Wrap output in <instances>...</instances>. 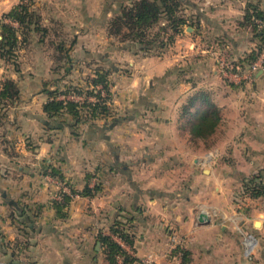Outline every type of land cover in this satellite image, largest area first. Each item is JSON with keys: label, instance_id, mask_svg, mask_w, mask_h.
I'll return each instance as SVG.
<instances>
[{"label": "crops", "instance_id": "1", "mask_svg": "<svg viewBox=\"0 0 264 264\" xmlns=\"http://www.w3.org/2000/svg\"><path fill=\"white\" fill-rule=\"evenodd\" d=\"M20 1L0 0L1 22H11L3 14ZM34 1L44 22L65 21L66 0ZM190 1L184 12L192 25L175 35L177 79L172 84L173 89L188 86L187 102L200 103L188 114L180 110L186 102L181 93L174 103L178 112L164 115L169 48L151 57L111 44L81 49L85 58L92 56L112 69V106L118 119L83 123L78 135L72 132L70 115L54 122L44 112L49 99L45 85L52 89L56 83L49 81L48 62L37 57L40 50L35 48L43 44L33 40L37 32L25 42L26 48L36 44L32 64H20L11 76L2 77L5 60L0 57V89L7 77L20 89L19 99L3 109L0 123V264H105L99 234H111L116 220L128 218L132 244L114 238L138 257L134 264H174L169 256L173 234L185 240L190 264H264V208L253 213L233 203L230 190L212 187L211 173L198 184L200 142L189 133L193 121L217 102L222 111L217 131L232 135L225 142L228 150L240 151L249 166H264V70L251 83L228 82L217 62L219 54L242 60L261 45L260 35L244 20L249 3L264 14V0ZM69 5V20L80 24L98 18L106 24L113 15L104 0H70ZM84 29L86 33L89 27ZM96 32L90 34L95 37ZM118 54L127 64L125 71L116 61ZM199 90L210 101L193 97ZM136 131L143 133L142 140H124ZM50 166L59 168L63 178L46 173ZM185 166L191 173L181 178ZM96 185L93 196L71 189ZM63 193L70 201L59 210L55 202H64ZM203 211L205 221L200 220ZM249 234L255 237L251 254L243 243Z\"/></svg>", "mask_w": 264, "mask_h": 264}, {"label": "trees", "instance_id": "2", "mask_svg": "<svg viewBox=\"0 0 264 264\" xmlns=\"http://www.w3.org/2000/svg\"><path fill=\"white\" fill-rule=\"evenodd\" d=\"M117 0H109L108 8H112L113 15L106 21L108 34L116 39L122 48H130L135 45L139 47L136 53L161 54L168 49L170 43H174L175 35L183 32L187 25H192V19L184 10L187 5H192L190 0H129V3H120L118 9H113ZM128 1V0H127ZM34 0H21L12 10L3 14V18L10 19L11 22L0 21V57L5 61L16 56L20 48L21 41H28L32 32L45 33L48 31L42 25V17L34 9ZM163 22L160 23V19ZM264 20L263 12L252 3L248 4L245 15V23L251 24L254 30L260 35L262 43L253 50L247 57L236 61L243 69H246L264 49V29L259 26L256 19ZM13 23H17L15 26ZM53 41H51L52 44ZM65 41L56 45V58L58 61L70 63L72 60L71 47L65 48ZM128 48V49H129ZM61 64V63H60ZM62 66V65H60ZM109 69H97L93 77H89L83 85L65 86L60 89L57 85L48 88L46 83L45 91L49 99L44 104V112L48 118L54 122L60 121L65 114L72 117V132L78 135L81 124L95 126L98 119L109 122L117 120L116 110L112 106V86ZM101 86V87H99ZM99 87V88H98ZM104 91V95L102 94ZM68 93L89 94L96 96V100H76L70 98H59L60 94L68 96ZM20 96L19 86L13 78L7 77L2 81L0 89V123L4 120V108L13 105ZM193 97L210 101L205 90H199ZM193 101L190 99L182 109L183 114H188ZM222 120L221 108L215 103H210L209 107L199 115L189 127V133L193 139H207L213 136ZM46 173L56 178H63L59 168L50 166ZM243 193L251 198L258 199L264 197V168L261 167L251 176H243ZM73 194L93 196L99 190L96 185L94 188L86 186L83 190L71 187ZM64 202H55L57 208L61 210L70 201V196L63 193ZM127 220H116L111 228V234H99L105 264H134L138 257L125 249L114 236L120 237L126 243L132 244V226ZM180 254L179 264H190L192 253L182 244H176L172 248L169 256ZM121 258V260H120Z\"/></svg>", "mask_w": 264, "mask_h": 264}, {"label": "rangeland", "instance_id": "3", "mask_svg": "<svg viewBox=\"0 0 264 264\" xmlns=\"http://www.w3.org/2000/svg\"><path fill=\"white\" fill-rule=\"evenodd\" d=\"M104 1L106 4L109 3V0H104ZM130 1L129 0L128 1L127 0H117L116 3H114L113 5V9L117 10L120 3L125 4V3H129ZM65 2H63L62 9L64 11L63 14L67 15L65 18L66 22L65 21L63 22L62 21L44 22L43 16L40 10L34 7L37 13H41L42 25H45V23H47L44 27H46L48 31H46L45 33L37 32V35H35L33 39L34 41L38 42V44L41 42L43 44H39V47H36V44H35L32 47L28 46L26 48V43H24V40L21 41V45H20V48L17 50L18 52H16V56L10 59V61H5L3 63L4 64L3 68L5 72L3 73L2 77H4L5 74H7L8 76H11V74L17 70V67L20 66V64H22L21 65L22 67L24 66L26 62H29V63L31 62L32 64V62H34L33 61L34 59L32 58L31 53L35 47H36L35 51L40 50V53L37 54L39 61H43V62L47 61L48 62L47 66L51 68L49 69L50 71L49 76L51 77L49 81L55 82L56 84L54 85L58 84L57 86L60 87V89H64L65 86L67 85L68 86L69 85L70 86L83 85L89 77L95 76L97 69H100V70L108 69L107 66L98 64L95 60L91 59L92 56L90 58L89 57L85 58V55L81 53V49H86V47L91 48L93 47V43H94V46L102 45L103 47H107L110 44L112 46L113 45L119 46L121 43H119L114 38L112 39L110 38L105 22L102 20H99V18H98V21H94V22H90L86 24L85 23L80 24L78 23V20L76 19L69 20L68 10L71 8L70 11H72V5L71 6L69 5L70 0H66ZM94 3L96 4V2L93 1L92 4L94 5ZM93 5L91 8L95 9ZM163 20L164 19L161 18L160 23L163 22ZM85 27H89L88 31L90 32L86 31V33H84ZM76 30L79 31L77 35H76ZM93 30L94 31L97 30L95 37L91 35L93 33ZM73 39H75V43L71 47V55H72L71 62L64 63L62 61H58V59H55L56 54H57L56 45H58L62 41H65L64 43L65 48H67L71 45ZM51 41H53L52 44H51ZM174 44H175V39H174V43H170L168 47L169 50L166 53L167 56H172V58H168L169 59L168 61H171L172 65L167 70L168 73L166 75V80L168 81L166 84V89H169V91L165 92L166 102L163 100V102H165L164 106H166L165 114L164 113L163 114L169 118L170 116L174 115L175 111L178 112V109L180 107L179 106L176 110L177 106L175 107L174 105L175 99H177L181 93H183V95L185 94L184 99H186V102H183V104L185 105L187 103L188 96L190 95L188 94L190 92V89L188 88V86H183L182 88L180 87L177 89L175 88L173 89L174 85L172 84L174 83L175 79H177L176 75H174V66H173L174 65L173 55H174V49H175ZM132 46L133 47H130V48L128 47V48L131 52L134 53V51L136 52V50H138L139 47L136 48L135 45H132ZM21 49L23 50L22 52L20 51ZM135 54H140L139 56L144 55L148 57L156 56V54L151 55V54H144L142 52L140 53L138 52ZM118 56L119 54L116 55V59ZM219 56H224V55L219 54L218 58ZM229 60H232V59H229ZM116 61H121L123 68H124L123 71L128 69L126 68L127 64L125 62H122L120 58H118ZM41 63L42 62H40V64ZM44 66L45 65H43V67ZM109 70L110 72L112 71L110 67H109ZM44 72L47 73L48 71L44 70ZM111 75L112 73L109 75V77H111ZM102 94L104 95V91H102ZM73 95H77L76 97L80 96L79 98L82 100H85V99L96 100L97 99L96 96L94 95L76 94V93H68V96H65V97L68 98L69 96H73ZM59 98L63 99L64 95L60 94ZM194 104L197 105L200 103L196 102ZM216 104L218 106L217 102ZM183 106L180 108V110L183 109ZM192 111L193 112L196 111V107L192 108ZM197 114L198 112H196V114L194 115L195 118ZM133 135L134 136L132 137L129 136L128 137L129 139H124L125 137L128 136V134H125L123 137L121 136L119 138L120 140L124 139L125 141H128V140L135 141L137 139H141L143 133L136 131L135 133H133ZM225 136L226 134L218 130L213 136H210L207 139H199L200 143L197 149L198 150L197 153L199 155V158H198L199 164L196 165L197 168L195 169V171H196V175H198L200 179L198 180L197 183L199 184L200 180L207 181L208 177L206 175L211 173L213 177V180L211 181L212 187L214 186V187H220L221 189H224V190L225 189L230 190L232 192L230 197L233 203L238 204V205H243L244 207H248L250 210L249 212H252V210H253V213L260 212V210L264 208V197L251 200L249 196L243 193L244 188H243V183L241 181V178L243 176H251L252 174L257 172L258 169L261 167L249 166V164L247 165L244 159L242 158L240 151L228 150V148L226 147L228 144H225V142L228 143V139L232 135L229 134L226 137ZM242 155H244L243 151H242ZM187 169L188 168L185 166L181 170V174H182L180 175L181 178H185V177L187 178L188 175H190L191 172H189ZM202 184L204 185V182H202ZM222 201L223 200H221V202ZM202 214L207 215L205 211H203ZM171 238L179 241L180 244L182 245L185 243V240H183L181 236L173 234ZM177 257H178V254L171 256V261H173L174 264H177L176 263Z\"/></svg>", "mask_w": 264, "mask_h": 264}, {"label": "built area", "instance_id": "4", "mask_svg": "<svg viewBox=\"0 0 264 264\" xmlns=\"http://www.w3.org/2000/svg\"><path fill=\"white\" fill-rule=\"evenodd\" d=\"M25 2L27 0H24ZM256 22L261 28L264 29V20L256 19ZM219 71L223 79L228 82L235 83H251L254 80V76L258 71L264 70V49L258 55V57L249 65L246 69H243L236 61L229 60L225 56H219L218 60ZM77 95L69 96L70 99L82 100ZM65 98V96H64ZM243 243L245 245L246 253L251 254L255 245V237L251 234L244 235ZM176 244H180L179 241L173 239V247ZM172 250V249H171ZM180 254H178L176 263H180ZM121 260V258H120ZM149 260V259H148ZM150 261V260H149Z\"/></svg>", "mask_w": 264, "mask_h": 264}, {"label": "water", "instance_id": "5", "mask_svg": "<svg viewBox=\"0 0 264 264\" xmlns=\"http://www.w3.org/2000/svg\"><path fill=\"white\" fill-rule=\"evenodd\" d=\"M200 220H201V221H205V220H206V215L201 214V215H200ZM99 245H100V243H99Z\"/></svg>", "mask_w": 264, "mask_h": 264}]
</instances>
